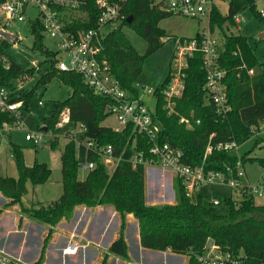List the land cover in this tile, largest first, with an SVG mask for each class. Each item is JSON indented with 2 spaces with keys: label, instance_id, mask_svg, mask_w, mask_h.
<instances>
[{
  "label": "trees",
  "instance_id": "1",
  "mask_svg": "<svg viewBox=\"0 0 264 264\" xmlns=\"http://www.w3.org/2000/svg\"><path fill=\"white\" fill-rule=\"evenodd\" d=\"M5 0H0L2 3ZM255 0H230L228 14L214 7L209 19L211 32L218 29L223 36L220 63L226 71L225 83L228 89L231 111L225 118H218L213 106L208 103L204 85L206 72L202 58L197 54L189 61L186 89L178 100V114L169 115L165 110L162 91L169 77L155 91L156 104L153 117L162 126L161 139L184 152L183 162L191 166L204 165L207 170L226 172L227 168L236 172V163L240 159L236 151H213L205 158L209 138L212 134L213 145L220 142L245 143L253 136H258L264 124V70L256 58L249 39L231 30L237 27L234 17L239 12L256 11ZM125 18L121 25L102 40V56L112 68V74L120 87L130 98L140 95L135 83L143 71L147 57L155 53L165 43V32L159 23L172 16L159 10L153 0H128L124 8ZM100 12L94 0H87V5L80 11H65L62 20L70 31L98 28ZM131 17V23L127 20ZM261 18V17H260ZM263 19V18H261ZM264 20V19H263ZM130 26L147 42V50L140 55L127 40L123 26ZM35 37L34 49L48 54L50 68L39 80L48 83L57 77L72 89V95L65 102L57 103L52 115L44 121V131H55L63 121L64 114L74 126L85 129V138L102 145H112L116 156H121L113 172H109L102 159L90 152L76 149L71 138L61 155L63 192L54 202L44 206L25 207L23 198L29 192L28 185L46 184L52 170L46 163L35 161L28 166L21 147L12 144L11 152L17 169V177L4 176L0 169V193L8 199L4 209L19 206L21 215L38 221L48 227L38 264L45 258L47 246L54 234V228L64 219L72 217L75 209L85 206L90 209L112 207L120 217L118 237L103 255L99 264H107L110 255H115L130 262L128 244L125 237L127 215H133L139 225L141 246L145 249L188 256V264H199L198 256L207 251L209 239L222 251L234 255H245L251 264L264 263V205H257L253 198L244 194L235 202L226 199L230 206L228 215H220L211 204H204V197L196 193L186 195L182 180L175 179L177 203L151 205L147 203L146 167L130 163L132 156L144 152L149 157L150 143L146 137L134 132L132 124L121 131L103 125L110 117L107 108L110 99L98 95L89 87L83 77L77 73L60 71L56 67L55 54L44 50L43 26L35 21L31 27ZM199 36V34L197 35ZM9 42L4 40V45ZM1 49V48H0ZM0 52V85H8L13 79L33 76L36 69L24 70L14 62L2 60ZM253 70L252 74L249 71ZM34 89L21 95L27 106L31 103ZM194 115V125L187 128L179 122L180 116ZM200 120L196 124L195 120ZM8 113H0V124L14 121ZM57 143L51 141V148ZM205 158V159H204ZM87 159L95 163V168L84 180H79V161ZM243 163L253 160L241 159ZM264 167V158L258 159ZM2 210H0V214ZM22 221V218H21Z\"/></svg>",
  "mask_w": 264,
  "mask_h": 264
},
{
  "label": "built area",
  "instance_id": "2",
  "mask_svg": "<svg viewBox=\"0 0 264 264\" xmlns=\"http://www.w3.org/2000/svg\"><path fill=\"white\" fill-rule=\"evenodd\" d=\"M127 1L94 0L100 12L98 28L75 32L65 27L62 14L65 11H80L87 5V0H5L0 3V16H5L8 21H24L25 10L22 2H26L38 9V21L43 26V32L55 40L58 48L60 58L56 56V67L60 71L81 75L85 83L94 89L96 94L110 99L107 111L122 125V129L128 124H132L135 133L148 139L150 156L146 157L144 152L135 154L130 159L133 167L143 165L146 168L157 169L161 173L165 186L169 188L173 182L175 186L176 178L181 179L188 197L198 193V188L203 185L226 184L235 189L240 197L246 194L251 196L255 203L261 201L262 205H264V176L257 185L252 186L247 183L244 163L241 159L236 163L235 174H233L231 168H227V171L223 172L207 170L204 165L191 166L185 164L183 162L184 152L180 148L162 141V126L153 117L155 108L153 110L150 109L143 100L146 97L145 95H152L156 100V90L144 88L146 94L140 92L138 98L132 99L120 87L119 82L112 74L109 61L102 56V40L106 37L102 30L110 24L121 23L124 20V8ZM254 3L255 6L261 5L258 13L264 19V0H255ZM153 4L159 10L168 14L191 19L208 18L209 20L213 8H219V0H153ZM234 21L237 26L244 22L243 12L235 15ZM0 31H5L1 24ZM0 37L2 36L0 35ZM170 40L175 45V51L169 68V81L162 91L165 110H167L169 115L178 114V100L182 98L186 89L189 61L197 54H200L206 72L204 91L208 103L213 106L218 118L227 117L231 111V105L225 83L226 71L220 63L222 45L219 39L208 27L199 36L192 38L170 36L163 38V42ZM249 72L253 73V70ZM21 89L22 85L18 88L0 85V113H8L15 119L12 122L6 121L0 124V146L2 143L8 142L13 128L23 126L22 117L25 113L30 112L29 106L21 98ZM67 120L66 118L65 121ZM179 122L187 128H191L194 125L193 113L190 116H180ZM195 122L199 124L200 120H195ZM214 136L212 134L209 138L205 158L213 149L226 152L238 151L239 145L236 142H220L213 145L212 139ZM25 139L35 145H39L44 140V133H31L28 131ZM75 144L78 152L80 150H84L87 153L90 152L99 156L107 168L111 165L112 172L121 160V156H116L112 145H102L86 138L79 142L75 141ZM11 157L14 159L12 152ZM79 167L80 169L91 171L95 168V163L85 159L79 161ZM148 175L146 172V178ZM210 204L217 206L220 205V201L213 199L210 200ZM78 249L79 245L73 243L66 248L65 252L75 254ZM197 258L199 264H251L245 255L237 256L230 252L222 251L215 244ZM0 264L38 263L26 262L20 257L13 256L7 251L0 249Z\"/></svg>",
  "mask_w": 264,
  "mask_h": 264
},
{
  "label": "rangeland",
  "instance_id": "3",
  "mask_svg": "<svg viewBox=\"0 0 264 264\" xmlns=\"http://www.w3.org/2000/svg\"><path fill=\"white\" fill-rule=\"evenodd\" d=\"M229 1L230 0H219L218 7L224 15L228 14ZM22 6L25 10L24 21H8L5 16H0V24L4 27L5 31L17 37L15 43H8L5 45V39L0 37V52L3 56L2 60L4 61L7 59L8 62H14L24 70L32 69L33 67L36 69L33 76L13 79L8 83V87L13 88H18L22 85V94L32 89H34V94L29 105L30 112L25 113L22 117L23 126L20 128H13L9 135L10 139L8 142L2 143L0 146V169L4 175L17 177L18 173L15 162L13 157H11V145L14 144L22 148L27 165L30 166L37 161L39 163H46L52 170L51 177L46 184L38 186L28 185L29 192L24 196L23 204L25 207L29 208L31 206H46L56 201L61 196L63 192L61 155L65 145L71 138L77 142L85 139V129L81 125L74 126L68 120L65 121L67 117L63 114V121L55 131L43 130L45 119L52 115L57 103L65 102L70 98L72 95V89L62 83L57 77L52 78L48 83H39V80L50 68L48 59L51 56L48 57V54L42 50L34 49L35 37L32 33L31 27L39 17L38 9L26 2H22ZM255 8L258 12L261 5H257ZM243 17L244 22L233 28L231 32L234 34H241L249 39L253 52L259 63L262 64L264 70V38H260V35L264 32V20L249 9L243 12ZM120 25L121 23L119 22L110 24L102 30V33L107 35ZM159 26L164 30L166 36L192 38L208 29L209 20L208 18L191 19L172 15L163 19L159 23ZM122 30L133 48L140 55H144L148 45L146 40L130 26L125 25L122 27ZM212 33L215 34L221 42V45H223V36L220 31L215 29ZM43 35L44 50H47L60 58L55 40L50 38L44 32ZM174 51L175 45L173 41L170 40L165 42L155 53L147 57L143 71L135 83V86L141 93H145L144 88L156 90L161 84H163L168 76ZM249 74L252 73L249 72ZM145 96L146 97H144L143 100L150 109L153 110L156 104L155 98L152 95ZM103 125L111 127L117 131L122 130V125L114 116L108 117L103 122ZM28 131L31 133L43 132L44 140L42 143L35 145L34 143L27 141L25 137ZM52 140H55L57 143L55 149L51 148ZM236 153L240 159L244 157L253 159L244 163V169L247 183L252 186L257 185L264 176V167L258 161V159L264 158V124H262L258 136H253L245 143L239 145V149ZM150 169L151 167L146 168L148 174ZM108 171L110 173L112 172L111 165L108 167ZM88 173L89 171L80 169L79 180H84ZM156 182L153 177H149L147 181V197L148 194L154 196L157 192ZM170 188L167 187L164 189L162 198L160 197L161 199L155 200V205L169 203L171 197L173 201L177 203L174 182ZM198 191L204 197V204L206 206L210 205V200L217 199L220 201V205L214 206L216 212L220 215L229 214L230 206L226 199L231 198L235 202L240 199L237 191L226 184L203 185L198 188ZM149 199L148 204L150 203ZM256 204L262 205V202L257 201ZM35 222L46 228V225L41 224L38 221ZM103 251L104 250L99 249V253H103ZM130 254L132 260L136 264H149L143 259V257H141V251L133 242L131 243ZM161 264H163V262H161Z\"/></svg>",
  "mask_w": 264,
  "mask_h": 264
},
{
  "label": "crops",
  "instance_id": "4",
  "mask_svg": "<svg viewBox=\"0 0 264 264\" xmlns=\"http://www.w3.org/2000/svg\"><path fill=\"white\" fill-rule=\"evenodd\" d=\"M149 176L153 177L155 182L157 181V192L154 196L148 194L147 203L150 198L149 204L155 205V200L162 198L164 189L167 187L157 169H151ZM198 193L201 194L199 191ZM0 200V210H2L0 214V249L20 257L26 262H38L48 227L45 228L21 215L19 206L4 209L8 199L1 193ZM173 203L175 202L171 197L169 204ZM119 229L120 217L112 207L101 206L90 209L79 206L70 219L62 220L54 228V234L47 246L42 264H99L103 255L107 253L111 244L118 237ZM125 237L129 258L133 264L136 263L130 254L132 242L138 246L141 257L149 264H161V262L163 264H188V256L174 254L170 251L158 252L143 248L140 242L139 225L133 215H127ZM73 243L79 245L78 251L75 254L66 253V248ZM99 249L104 250L103 253H99ZM107 264H130V262L110 255Z\"/></svg>",
  "mask_w": 264,
  "mask_h": 264
},
{
  "label": "water",
  "instance_id": "5",
  "mask_svg": "<svg viewBox=\"0 0 264 264\" xmlns=\"http://www.w3.org/2000/svg\"><path fill=\"white\" fill-rule=\"evenodd\" d=\"M132 19L131 17L127 20L128 23H131ZM0 35L9 43H15L17 40V37L11 33L0 31ZM260 38H264V32L260 35ZM212 245H214L213 239H209L206 245V249L210 248Z\"/></svg>",
  "mask_w": 264,
  "mask_h": 264
}]
</instances>
